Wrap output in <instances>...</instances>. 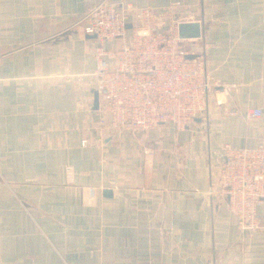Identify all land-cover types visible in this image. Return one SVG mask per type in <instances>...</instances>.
Here are the masks:
<instances>
[{"label": "crops", "instance_id": "obj_1", "mask_svg": "<svg viewBox=\"0 0 264 264\" xmlns=\"http://www.w3.org/2000/svg\"><path fill=\"white\" fill-rule=\"evenodd\" d=\"M92 1L0 0V264H264V204L242 231L214 190L225 146L264 141V0H123L182 3L221 105L183 129L100 137Z\"/></svg>", "mask_w": 264, "mask_h": 264}, {"label": "built area", "instance_id": "obj_2", "mask_svg": "<svg viewBox=\"0 0 264 264\" xmlns=\"http://www.w3.org/2000/svg\"><path fill=\"white\" fill-rule=\"evenodd\" d=\"M184 12L180 1L163 11L123 0H93L86 7L82 30L94 36L90 40L95 61L87 86L98 94L97 107L92 108V129L98 137L104 132H145L162 123L183 129L211 103L221 105L211 91L204 56L191 48L195 38L179 36L178 25L185 22L180 15L190 18ZM65 79L80 82L81 76L67 74ZM261 115L259 108L246 113L250 118ZM86 143L82 139L80 144ZM214 170V190L236 217L237 228L260 229L264 141L254 147L225 146ZM73 171L72 166L65 168L69 175Z\"/></svg>", "mask_w": 264, "mask_h": 264}, {"label": "water", "instance_id": "obj_3", "mask_svg": "<svg viewBox=\"0 0 264 264\" xmlns=\"http://www.w3.org/2000/svg\"><path fill=\"white\" fill-rule=\"evenodd\" d=\"M130 27V24H127ZM178 33L181 38H196L200 36V25L197 22H184L178 25ZM88 37H94L93 35ZM188 57H191L190 55ZM98 94L94 92V106L97 107ZM198 119V118H197ZM196 119V120H197ZM104 193L111 194L110 189H104Z\"/></svg>", "mask_w": 264, "mask_h": 264}, {"label": "rangeland", "instance_id": "obj_4", "mask_svg": "<svg viewBox=\"0 0 264 264\" xmlns=\"http://www.w3.org/2000/svg\"><path fill=\"white\" fill-rule=\"evenodd\" d=\"M173 2H175V1H173ZM150 6V5H149ZM170 6V5H169ZM169 6H167V7H169ZM167 7H165V8H163V9H166ZM153 8H155V7H153ZM155 9H157V8H155ZM163 9H161V10H158V11H163ZM190 15V14H189ZM184 16V14H181L180 15V18H182ZM191 16V15H190ZM192 42L193 41H191V48L193 49V50H195L194 48H193V46H192ZM196 51V50H195ZM217 106L215 105V104H212L211 103V105H210V108L208 109V112H213V111H215L214 109L216 108ZM190 124H192L191 122H190ZM149 130V129H148Z\"/></svg>", "mask_w": 264, "mask_h": 264}]
</instances>
